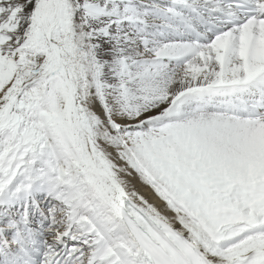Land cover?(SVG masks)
I'll return each mask as SVG.
<instances>
[{"label":"snow or ice","instance_id":"6c2138e0","mask_svg":"<svg viewBox=\"0 0 264 264\" xmlns=\"http://www.w3.org/2000/svg\"><path fill=\"white\" fill-rule=\"evenodd\" d=\"M0 264H264V0H0Z\"/></svg>","mask_w":264,"mask_h":264}]
</instances>
